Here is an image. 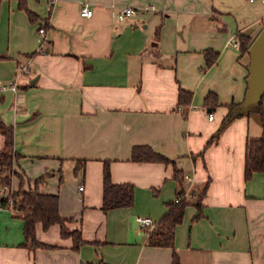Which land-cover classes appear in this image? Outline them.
<instances>
[{"label":"crops","instance_id":"1","mask_svg":"<svg viewBox=\"0 0 264 264\" xmlns=\"http://www.w3.org/2000/svg\"><path fill=\"white\" fill-rule=\"evenodd\" d=\"M84 3L93 9L90 18L80 14ZM27 5L37 22L18 0H3L0 7V84L17 85V91L0 92V115L14 128V169L25 179L24 189L49 173L39 190L59 196L67 228L80 230L85 242L73 249L59 224L45 230L38 222L37 239L56 247L24 245L22 218L11 207L0 208V264H172L173 248L149 245L137 218L159 222L167 212L179 190L174 163L191 178L184 182L187 197L210 179L201 217L195 219L198 208L190 202L175 229L180 264H264V172L248 181L244 176L246 140L263 134L260 115L235 116L206 147L245 99L250 56L231 39L241 32L259 35L264 0ZM123 7L135 8V15L120 20ZM142 23L152 30L140 31ZM40 25H48L45 41ZM207 49L217 53L210 66ZM21 64L29 65V74L19 71ZM180 87L193 97L178 108ZM210 92L220 105L204 104ZM4 144L0 131V151ZM139 144L173 163L132 161ZM78 160L83 167L75 173ZM105 161L114 183L134 184L132 206L102 209Z\"/></svg>","mask_w":264,"mask_h":264},{"label":"trees","instance_id":"2","mask_svg":"<svg viewBox=\"0 0 264 264\" xmlns=\"http://www.w3.org/2000/svg\"><path fill=\"white\" fill-rule=\"evenodd\" d=\"M3 0H0V7ZM18 6L24 10L30 21L37 22L39 16L32 12L27 0H18ZM42 26V25H40ZM48 25H44L45 29ZM159 29H157V33ZM255 38L246 33L237 34V43L242 55H249V48ZM206 65L210 66L216 60L217 53L211 50H205ZM192 92L182 87L179 89L177 107H183L191 104ZM0 99L2 97L0 96ZM204 104L208 107L220 105L218 96L214 92H210L204 99ZM249 112H256L261 117L263 126V134L257 138H248L245 146V180H250L257 172H264V101L263 99L250 108ZM186 115V114H185ZM242 114L230 113L227 119L223 122L221 128L215 136L207 143L206 147L216 142L221 130L229 120L235 116ZM0 131L5 137V144L0 151V185H7L11 189L12 178L14 175L20 177V185L17 190L12 189L0 196V208H5L11 205L13 211L20 215L24 222L23 233L25 237L24 245L30 244L31 247L55 248V245L42 243L36 236V224L40 222L46 230L53 224L61 226V235L63 237H71L73 239V249L78 250L85 242L80 230H70L66 226V219L59 211V196L57 194L42 193L39 190V185L42 184L49 173H46L34 180V187L28 190L24 189L25 180L14 169L15 163L19 158V154L14 149V128L12 125L5 123L0 115ZM202 154V153H201ZM132 161H160L164 163H173L171 159L160 152L154 150L150 145L139 144L134 145L131 154ZM83 160H78L75 166V173L83 167ZM173 177L179 185L177 196H180L179 201L172 200L169 202V208L163 215L154 230L148 231L147 243L157 247L173 248L172 264H180L179 254L175 249V229L184 218L185 209L189 205L190 197L185 195V173L179 169L175 163L173 166ZM208 179L196 195L194 203L198 208V213L195 219L201 217L202 204L201 200L209 186ZM135 186L132 183H114L111 179L109 161L104 162L103 168V202L102 209L108 211L115 208L130 207L134 204Z\"/></svg>","mask_w":264,"mask_h":264},{"label":"water","instance_id":"3","mask_svg":"<svg viewBox=\"0 0 264 264\" xmlns=\"http://www.w3.org/2000/svg\"><path fill=\"white\" fill-rule=\"evenodd\" d=\"M249 56L248 88L244 101L236 109L238 114L249 112L250 108L264 97V29L249 48ZM36 81L37 77L31 81V84H35Z\"/></svg>","mask_w":264,"mask_h":264},{"label":"built area","instance_id":"4","mask_svg":"<svg viewBox=\"0 0 264 264\" xmlns=\"http://www.w3.org/2000/svg\"><path fill=\"white\" fill-rule=\"evenodd\" d=\"M55 1L56 0H51V4H53ZM135 13H136L135 8L123 7L120 9L117 16L120 20H125L128 17L135 15ZM80 14L82 17L90 18L93 15V9H92L91 5L89 3H84L83 6L81 7ZM38 32L43 36V39L45 41L46 29L43 25L38 28ZM231 41H232L234 46L238 47L237 41H235L233 38L231 39ZM40 50H44V45L41 46ZM19 71L21 73L29 74L30 73L29 65H22L21 64L19 66ZM4 91H17L16 83L15 82H8V83L0 84V92H4ZM209 118L210 119L213 118V113H209ZM185 179L191 180L190 176H188V175H185ZM8 190H9V187L7 185H2L1 194L2 195L5 194ZM79 190H83L82 184L79 185ZM187 194L188 193L185 191L186 196H187ZM180 199H181V197L178 196L175 198V201H179ZM8 207H11V205H9ZM137 219H138L141 227L145 228L147 230V232L154 230L157 226V223H158L150 216H140Z\"/></svg>","mask_w":264,"mask_h":264},{"label":"rangeland","instance_id":"5","mask_svg":"<svg viewBox=\"0 0 264 264\" xmlns=\"http://www.w3.org/2000/svg\"><path fill=\"white\" fill-rule=\"evenodd\" d=\"M247 15H248V14H242V13H239V14H238V18H243L244 16L247 17ZM144 24H146V23H142V24H140V28H139L140 31H143V32H145V33H149V30H152V28H150V29L144 28V27H143ZM153 33H154V31H153ZM155 42H156V41H155ZM16 177H18V176L16 175ZM18 179H19V181L21 182L20 177H18ZM24 180H25V179H24ZM11 186H12V183H11ZM1 188H2V187H1ZM9 190H11V189L9 188ZM9 190H8V191H9ZM198 192H199V191H196L194 197H193V198H190V201H191V202L194 201L195 196L197 195Z\"/></svg>","mask_w":264,"mask_h":264}]
</instances>
